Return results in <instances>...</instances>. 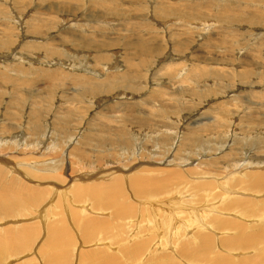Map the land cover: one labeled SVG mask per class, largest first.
Here are the masks:
<instances>
[{
	"label": "rangeland",
	"instance_id": "374dc122",
	"mask_svg": "<svg viewBox=\"0 0 264 264\" xmlns=\"http://www.w3.org/2000/svg\"><path fill=\"white\" fill-rule=\"evenodd\" d=\"M95 2L0 0V264H264V0Z\"/></svg>",
	"mask_w": 264,
	"mask_h": 264
},
{
	"label": "bare ground",
	"instance_id": "6f19581e",
	"mask_svg": "<svg viewBox=\"0 0 264 264\" xmlns=\"http://www.w3.org/2000/svg\"><path fill=\"white\" fill-rule=\"evenodd\" d=\"M60 1H63V0H60ZM68 1V0H67ZM94 1H97V2H101L102 0H94ZM165 1V0H164ZM97 2H95V3H97ZM219 2V1H218ZM98 4V3H97ZM220 4V3H219ZM99 5V4H98ZM221 7V6H220ZM227 7V6H226ZM66 8H67V6H66ZM165 8L167 9V14H169V15H173L174 14V12H175V8H174V6H173V4H171L170 2H168L166 5H165ZM170 9V10H169ZM189 9V8H188ZM233 9H236V8H233ZM225 10V9H224ZM227 10H228V8H227ZM189 13V12H188ZM225 14H226V12H225ZM224 14V15H225ZM115 16H116V14H115ZM118 16V15H117ZM168 16V15H167ZM226 16V15H225ZM223 18V17H222ZM224 19V18H223ZM224 21V20H223ZM231 22H234V21H231ZM237 22H238V20H237ZM38 24V23H37ZM230 25V24H229ZM230 27V26H229ZM228 40V39H227ZM227 40L225 41L226 43H227ZM230 43V42H229ZM231 44V43H230ZM232 45V44H231ZM224 55V54H223ZM230 56V55H229ZM232 56V55H231ZM65 65V64H64ZM84 77H85V75H84ZM94 93V92H93ZM232 122V121H231ZM242 123V122H241ZM237 125V124H236ZM241 125V124H240ZM191 164V163H190ZM177 165V164H176ZM175 166V165H174ZM177 167V166H176ZM238 169V168H237ZM117 170V169H116ZM115 172V171H114ZM130 173V172H129ZM156 173V172H155ZM170 173V172H169ZM139 174V173H138ZM141 174V173H140ZM167 174V173H166ZM99 175V174H98ZM171 175V174H170ZM169 175V176H170ZM173 175V174H172ZM103 176V175H102ZM101 176V177H102ZM93 177H94V175H93ZM105 177V176H104ZM104 177H102V179L104 178ZM264 179V178H263ZM260 180V179H259ZM261 180H262V178H261ZM147 181V180H146ZM118 182V181H117ZM117 182H115L113 185L111 184L110 186H103V185H95V186H92L91 187V189L90 188H87V189H90V190H87L86 191V193L87 194H89L91 197H92V199H94V201H96L98 204H99V206H111V207H115L116 209H117V211H118V213L119 214H123V213H125V210H126V208L125 207H123V206H121L118 202H117V196L121 193L120 192V186H118L119 184L117 183ZM139 182V181H138ZM145 182V181H144ZM262 182V181H261ZM99 183V182H98ZM146 183V182H145ZM120 185H121V183H120ZM81 186V185H80ZM208 187V186H207ZM137 188H138V191L139 192H144V191H146V188H144V186L143 185H141L140 183H138L137 184ZM13 189V188H12ZM137 190V189H136ZM85 191V190H84ZM83 190H82V192H79L78 193V191H77V193L79 194V196H82V194H83V192H84ZM3 192H5V191H3ZM3 192H1L0 191V204H5V207H6V205L8 206L9 204H8V202L9 201H13L12 199H14L15 200V198L16 197H13L12 199H8L10 196H8L7 194L8 193H6L5 192V194H6V196H8V197H6L5 196V194H3ZM136 192V191H135ZM13 193V192H12ZM21 193V192H20ZM148 193V192H147ZM85 194V193H84ZM118 194V195H117ZM13 195H14V193H13ZM19 195V194H18ZM89 195H87V196H89ZM15 196V195H14ZM18 197V196H17ZM19 197H20V195H19ZM22 197V196H21ZM147 197V196H146ZM79 199H80V197H79ZM242 205H243V203H242ZM226 206V205H225ZM1 209H2V206H1ZM130 210V209H129ZM10 211V210H9ZM7 212V211H6ZM9 213V212H8ZM250 214V213H249ZM171 217V216H170ZM185 219V218H184ZM191 219V218H190ZM181 221V220H180ZM185 222V221H184ZM190 223V222H189ZM102 224V223H101ZM104 224V223H103ZM105 224H106V222H105ZM180 224V223H179ZM195 225V224H194ZM233 225V224H232ZM33 228V227H32ZM81 228V227H80ZM88 228V227H87ZM179 228V227H178ZM262 228V227H261ZM89 229V228H88ZM32 230V229H31ZM64 231V230H63ZM86 231V230H85ZM161 231V230H160ZM65 232V231H64ZM87 232V231H86ZM22 234L21 235H17L18 237H19V239H18V241H16L15 242V245H17V247L16 248H18L19 246L21 247L22 246V244H27V243H29L28 241H29V235L31 234V232H29L28 231V229H23V231L21 232ZM179 233H180V231H179ZM243 233H245L244 231H243ZM260 233L262 234L261 235V237L259 236L260 235ZM17 234H20V233H17ZM83 234V233H82ZM241 234V233H240ZM259 235V237H257V238H255V234L254 235H252V236H249V237H244V240H243V247H244V245L246 246V245H249V244H251L252 245V243H254L255 245L257 244V246L259 245V244H261V245H263V247H264V228L262 229V230H260L259 231V233H258ZM6 236V235H5ZM7 236H9L8 234H7ZM12 236V235H11ZM88 236V235H87ZM239 236V235H238ZM256 236H257V234H256ZM13 237V236H12ZM61 237H63V232L61 231V230H59V232H56L55 230L54 231H52V232H50V235H49V240H48V243H47V245L49 244V247L51 246V248L49 249L50 250V256L48 257V263L47 264H64L63 262L64 261H62V260H60V257H61V253H59V255H57V252H58V249L60 250V248H55V247H57L58 246V242L59 241H61ZM17 238V237H16ZM243 238V237H242ZM175 239V238H174ZM173 239V240H174ZM10 241H12L11 239L9 240L8 239V237H4L3 236V238H0V245L2 244V246L4 247L3 249H2V251L5 249V250H9L8 249V247H10ZM260 241H263V242H260ZM167 242V241H166ZM186 242V241H185ZM184 242V243H185ZM239 242V241H238ZM240 242H241V240H240ZM239 242V243H240ZM260 242V243H259ZM12 243V242H11ZM14 243V242H13ZM72 243V242H71ZM175 243H177L176 242V239H175ZM187 243V242H186ZM241 244H242V242H241ZM168 245V244H167ZM211 245V244H210ZM250 245V246H251ZM1 246V247H2ZM25 246V245H24ZM27 246V245H26ZM60 246H63V245H61L60 244ZM247 247V246H246ZM54 249H56L55 251H54ZM61 250H62V247H61ZM136 250V249H135ZM17 251V250H16ZM131 251H133V250H131ZM137 251V250H136ZM191 251V250H190ZM259 251V250H258ZM70 252V251H69ZM94 252V251H93ZM260 253H262L263 255H264V248H262L260 251H259ZM0 253H2V252H0ZM103 253V252H102ZM45 254H47V253H45ZM63 254V253H62ZM135 254V253H134ZM194 254V253H193ZM48 255V254H47ZM133 255V254H132ZM195 255V254H194ZM86 256H88V255H86ZM91 256V255H90ZM93 256L94 255H92V260L94 259L93 258ZM196 257V256H195ZM63 258V257H62ZM68 259V258H67ZM89 259H91V258H89ZM112 259V258H111ZM110 259V261H113V259L111 260ZM97 260H99V259H97ZM106 260V259H105ZM108 260V259H107ZM61 261V262H60ZM65 261H66V259H65ZM94 261V260H93ZM110 261H107L106 263H103V264H114L113 262H110ZM66 263V262H65ZM91 263V262H90ZM204 263V262H203ZM245 263V262H244ZM91 264H93V263H91ZM215 264H216V262H215ZM218 264H226L225 262H219Z\"/></svg>",
	"mask_w": 264,
	"mask_h": 264
}]
</instances>
